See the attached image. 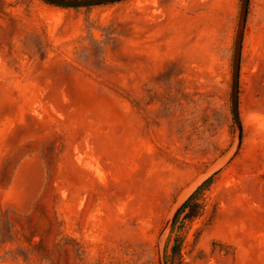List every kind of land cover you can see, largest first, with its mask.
<instances>
[{
  "label": "rangeland",
  "instance_id": "1",
  "mask_svg": "<svg viewBox=\"0 0 264 264\" xmlns=\"http://www.w3.org/2000/svg\"><path fill=\"white\" fill-rule=\"evenodd\" d=\"M241 1L0 0V264H264V0L239 141Z\"/></svg>",
  "mask_w": 264,
  "mask_h": 264
},
{
  "label": "water",
  "instance_id": "2",
  "mask_svg": "<svg viewBox=\"0 0 264 264\" xmlns=\"http://www.w3.org/2000/svg\"><path fill=\"white\" fill-rule=\"evenodd\" d=\"M46 2L63 7H87L100 5L104 3H113L121 0H45ZM250 0H242L240 6V16L238 29L236 32L235 42H234V52H233V64H232V81H231V109L234 121L239 130V141L243 138V126L240 116L239 107V81H240V71H241V58H242V48L244 40V26L246 23L248 15V7Z\"/></svg>",
  "mask_w": 264,
  "mask_h": 264
},
{
  "label": "crops",
  "instance_id": "3",
  "mask_svg": "<svg viewBox=\"0 0 264 264\" xmlns=\"http://www.w3.org/2000/svg\"><path fill=\"white\" fill-rule=\"evenodd\" d=\"M35 162L38 163V165L41 166V168H42V164L38 159H36ZM15 179H16V175H15V177H13V182Z\"/></svg>",
  "mask_w": 264,
  "mask_h": 264
}]
</instances>
